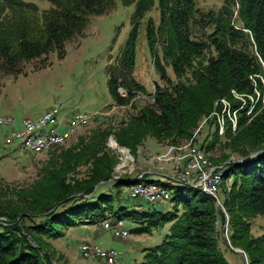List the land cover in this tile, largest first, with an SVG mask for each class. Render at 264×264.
I'll return each mask as SVG.
<instances>
[{"label": "trees", "instance_id": "1", "mask_svg": "<svg viewBox=\"0 0 264 264\" xmlns=\"http://www.w3.org/2000/svg\"><path fill=\"white\" fill-rule=\"evenodd\" d=\"M48 1L52 7L40 11L33 2L0 0V93L3 81L25 75L27 65L44 69L50 54L64 57L66 44L83 33L90 18L106 14L115 2ZM121 1L136 5V24L122 61L128 68L135 64L137 21L157 5L160 23L156 27L150 20L147 40L164 85H157L153 101L118 129L95 130L78 147L61 151L32 188H15L12 196H0V264H61L49 240L63 238L76 226L106 221L123 227L124 222L134 223L137 227L131 233L136 236L169 226L161 244L143 248V260L136 264H230L220 247L218 226H224L225 216L215 199L198 188L172 180L164 184L173 191L169 211L116 204L124 188L143 181L147 174L140 179L139 175L114 178L118 160L107 146L110 136L136 156L147 137L179 146L204 125L215 130L200 150L210 153L224 138L225 147L239 156L222 165L226 197L221 205L229 216V241L246 254L248 264H264V234L255 237L251 224L257 216L264 217V0H222L220 11H204L197 0ZM120 88L128 97H122ZM108 91L120 107L147 93L135 81L116 76L109 79ZM223 100L237 122L234 130L226 114L220 135L212 114L223 111ZM228 160L229 156L223 162ZM100 182L105 183L96 188ZM108 186L111 190L106 191ZM228 250L235 253L231 247Z\"/></svg>", "mask_w": 264, "mask_h": 264}, {"label": "rangeland", "instance_id": "2", "mask_svg": "<svg viewBox=\"0 0 264 264\" xmlns=\"http://www.w3.org/2000/svg\"><path fill=\"white\" fill-rule=\"evenodd\" d=\"M24 1L37 4L40 11L52 7L48 0ZM197 4L204 11H220L224 6L222 0H197ZM135 11V4L125 5L121 0H115L114 5L106 14L91 17L83 33L66 44L64 57L61 58L57 53H52L49 55V65L46 68L34 70L35 63H32L26 66L25 75L3 81V89L0 93V112L2 114L34 117L39 116L52 106H59L63 109V113L76 110L77 112L98 113V115L87 126L78 127L71 139L64 145L41 155H32L30 152L26 153L20 150L18 143L3 148L4 153L0 152V196H12L15 188H32L45 175L43 169L48 166L49 162L53 159L58 161L61 151L78 147L81 144V139H89L95 130H107L111 127L115 130L118 129L123 122L129 121L131 116L137 115L138 109L153 101L151 95L156 92L157 85L163 86L164 83L153 64V56L147 40V29L151 19L158 27L160 18L156 5L151 12L137 21L138 40L135 64L128 68L123 65L122 61L125 46L134 24H136L133 21ZM167 71L169 77L175 82L174 72L170 68ZM112 76L124 79L129 83L135 81L145 88L147 93L137 96L129 106H117L108 91V82ZM119 92L122 97H128V92L124 88H120ZM223 103V111L212 114L217 117L220 135H224L226 114L233 122L234 130H236L237 122L235 113L232 117L230 116L228 103L225 100H223ZM65 130L64 127L61 132ZM214 130L215 127L204 125L201 132L199 130L195 132L192 140L179 146H171L166 142H158L155 138L147 137L136 156L132 155L130 149L119 146L114 136H110L107 139V146L118 160L114 178L139 175L140 179L147 174L142 181L143 183L156 181L163 186L170 182L169 175H173V169L180 166L181 160L192 149L199 150L201 144L211 140ZM225 142L226 140L223 138L218 147L210 153L200 150L213 167H220L239 159L238 155L231 154V151L225 147ZM227 156H229V160L223 162V159ZM174 157H177V159ZM82 171L85 174L86 167H83ZM110 187L108 186L106 191L111 190ZM122 191L125 193V188ZM169 192L173 197V191L170 189ZM124 193L121 194V199L116 201V204L124 205L130 209L138 208L141 211L163 212L169 211L173 207L171 200L164 204H148L141 199H130ZM225 197L226 194L221 184L217 194L218 199L217 201L214 199L216 203L221 205ZM224 210L226 211L225 208ZM226 215L228 216L227 211ZM28 224L30 225L31 222H28ZM251 224L252 234L255 237L264 234L263 216L252 219ZM101 225H106L109 229L123 228V223L119 224L111 221H106ZM124 227L130 231V236L125 241L128 242V245L134 244V250L132 248L128 249V245L126 246L123 240L115 239L112 233L104 230L99 223L97 225L76 226L67 231L63 238L55 241L49 240L48 242L54 248L58 259H61V261L59 259L61 264H93L92 260H86L81 255V247L86 241H96L103 249L121 250L124 253L123 264H136L143 260V248L161 244L163 238L169 232V226H166L154 230L152 235L136 236L131 233V230L137 227L136 224L124 222ZM218 227L222 236L220 247L226 254L230 264H244L240 255L231 253L228 250L231 245L228 237V223L227 242L223 238L224 226L219 224ZM127 251L130 252L131 256L125 259Z\"/></svg>", "mask_w": 264, "mask_h": 264}, {"label": "built area", "instance_id": "3", "mask_svg": "<svg viewBox=\"0 0 264 264\" xmlns=\"http://www.w3.org/2000/svg\"><path fill=\"white\" fill-rule=\"evenodd\" d=\"M97 115L98 113L77 112L76 110H69L63 113L61 107L52 106L41 113L37 119L32 116L22 117L20 129H16L12 116L0 117V152L4 153V141L18 142L21 150L26 153L27 148H35L37 151L43 150L51 145V143L59 141V138H56V127L59 124H66L67 133L74 125L86 124L87 121L96 118ZM28 122H35V129H28ZM3 127L8 128L6 132L4 131V134ZM174 158L177 159V157ZM219 169L215 173H218ZM168 178L169 180L203 184L206 189L213 191V198H216L214 173H206L204 171V168L201 167L199 153H197V157L194 160H182V167L174 168L173 175H170ZM124 194H127L130 199H141L148 204H164L167 198L170 197L168 194L160 193V190H147L145 188L128 189ZM100 226L104 230L111 232L115 239L125 240L130 235V231L125 227L121 229H109L106 225ZM81 252L98 258L99 261H103L105 264H123L124 253L121 250L114 248L103 249L96 241H86L81 247Z\"/></svg>", "mask_w": 264, "mask_h": 264}, {"label": "bare ground", "instance_id": "4", "mask_svg": "<svg viewBox=\"0 0 264 264\" xmlns=\"http://www.w3.org/2000/svg\"><path fill=\"white\" fill-rule=\"evenodd\" d=\"M94 120H95V118L91 119L90 121H87L86 124H76L67 133H66V130L64 132H61V130L64 127L66 128V124H59L58 127H56V138H59V141L57 143H51V145H49L47 148H44L43 150H39V151H37L35 148H27V152H30L34 155H41L47 151L52 150L55 147L64 145L68 140L71 139L72 135L75 133V131L77 130L78 127H85L89 123L93 122ZM28 129H35V122H28ZM15 143H18V142L4 141L3 148L9 147ZM197 153H199V159H201V167L204 168V171H206V173H214V182H215L216 195H217L219 192L222 177H223V171H222V168H220L222 166L213 167L211 165V163L207 160V158L204 156L205 154H203L202 151H199L197 149H192L191 152H189V154L186 157L184 156L185 158L182 160H194V158L197 157ZM179 165L180 166H178L177 168L182 167V163ZM218 169H219V172L215 173L218 171ZM175 181L176 180H172V183H174ZM176 182L187 183L189 186L194 187V188H198L199 190L203 191L205 194L213 197V191L206 189L205 185H203V184H193V183H188V181H176ZM144 188L147 190H160V193L168 194V196L171 195L169 190L166 187H164L158 183H155V182L143 183L141 181V182L134 183L128 187V189H144ZM169 199H171V197H168L166 202ZM215 199H218V198L216 197ZM113 229H120V228L117 227V228H113ZM81 255L86 260L94 261V260L98 259L95 257L88 256L87 253H83V252H81Z\"/></svg>", "mask_w": 264, "mask_h": 264}, {"label": "crops", "instance_id": "5", "mask_svg": "<svg viewBox=\"0 0 264 264\" xmlns=\"http://www.w3.org/2000/svg\"><path fill=\"white\" fill-rule=\"evenodd\" d=\"M6 116H12L13 118H14V124H15V127H16V129H20L21 128V118L22 117H24V116H15V115H13V114H2L1 112H0V117H6ZM36 119L39 117V116H34ZM2 130H3V134L8 130V128H6V127H3L2 128ZM5 131V132H4ZM19 149L21 150V148L19 147ZM12 150H14V149H12ZM170 176V175H169ZM114 225V224H113ZM130 236V235H129ZM129 238V237H128ZM127 238V239H128ZM122 241V240H121ZM124 241V244L127 246L128 245V242L127 241H125V240H123ZM135 242V241H134ZM134 244H132V245H128L127 247H128V249L129 248H132V250H134ZM129 251H131V250H129ZM129 251H127L126 252V256H125V259H127V257H129V256H131V254H130V252ZM125 261V260H124ZM93 264H105L103 261H99V260H94L93 261Z\"/></svg>", "mask_w": 264, "mask_h": 264}, {"label": "water", "instance_id": "6", "mask_svg": "<svg viewBox=\"0 0 264 264\" xmlns=\"http://www.w3.org/2000/svg\"><path fill=\"white\" fill-rule=\"evenodd\" d=\"M255 155H256V154H255ZM255 155H254V156H255ZM113 180H114V179H113ZM113 180H110V182L113 181ZM104 183H105V182H101V183H99V185H102V184H104ZM99 185H97L96 188H97ZM80 195H81V194L74 195V197H75V196H80ZM216 205H217L218 209L223 213V215L225 216V219H226V224H225L224 227H223V238L227 240L226 231H227L228 216L226 215V211H225L224 208L220 205V203H216ZM0 224H2V222H0ZM229 245H230V243H229ZM230 247H231V249H232L236 254L240 255V256L243 258L244 264H248L247 256H246V254H245L242 250H240V249H234L231 245H230Z\"/></svg>", "mask_w": 264, "mask_h": 264}]
</instances>
